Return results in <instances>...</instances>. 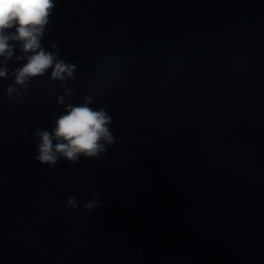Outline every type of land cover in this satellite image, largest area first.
Here are the masks:
<instances>
[{
  "label": "clouds",
  "instance_id": "obj_1",
  "mask_svg": "<svg viewBox=\"0 0 264 264\" xmlns=\"http://www.w3.org/2000/svg\"><path fill=\"white\" fill-rule=\"evenodd\" d=\"M53 6L52 0H0V56L11 58L13 48L9 40L22 42L25 53H34L15 74L18 84L23 83L26 78L42 75L53 66L54 56L46 52L40 44ZM13 27L14 35L6 33L7 29ZM73 69L74 66L56 62L52 78L63 79L65 73L71 76ZM5 75V71H0V77ZM109 123L110 118L103 110L94 111L87 104L75 107L69 105L66 114L56 120L51 133L46 130L37 132L41 143L38 145L39 155L36 159L54 167L58 154L70 162H75L80 155L95 157L104 151L101 141L108 144L113 142L107 127ZM54 139L57 141L55 144ZM68 204L75 207L76 200L69 197ZM92 207V204L86 205V208Z\"/></svg>",
  "mask_w": 264,
  "mask_h": 264
}]
</instances>
